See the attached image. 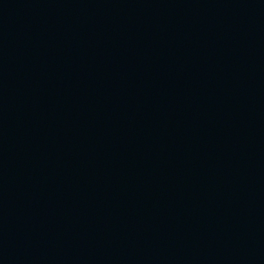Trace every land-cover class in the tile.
<instances>
[{
	"label": "water",
	"instance_id": "1",
	"mask_svg": "<svg viewBox=\"0 0 264 264\" xmlns=\"http://www.w3.org/2000/svg\"><path fill=\"white\" fill-rule=\"evenodd\" d=\"M0 264H264V0H0Z\"/></svg>",
	"mask_w": 264,
	"mask_h": 264
}]
</instances>
